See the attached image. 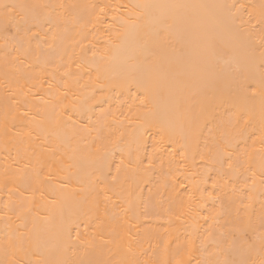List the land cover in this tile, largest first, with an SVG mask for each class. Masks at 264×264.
Segmentation results:
<instances>
[{
    "label": "bare ground",
    "instance_id": "bare-ground-1",
    "mask_svg": "<svg viewBox=\"0 0 264 264\" xmlns=\"http://www.w3.org/2000/svg\"><path fill=\"white\" fill-rule=\"evenodd\" d=\"M0 264H264V0H0Z\"/></svg>",
    "mask_w": 264,
    "mask_h": 264
}]
</instances>
